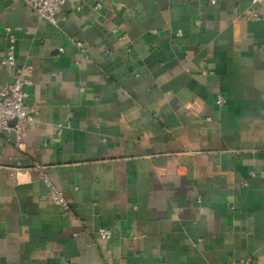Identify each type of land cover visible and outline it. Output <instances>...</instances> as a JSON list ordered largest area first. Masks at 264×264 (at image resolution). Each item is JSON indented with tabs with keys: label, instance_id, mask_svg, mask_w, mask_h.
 Returning <instances> with one entry per match:
<instances>
[{
	"label": "crops",
	"instance_id": "crops-1",
	"mask_svg": "<svg viewBox=\"0 0 264 264\" xmlns=\"http://www.w3.org/2000/svg\"><path fill=\"white\" fill-rule=\"evenodd\" d=\"M9 34L37 115L0 132V264H264V1L0 0V86Z\"/></svg>",
	"mask_w": 264,
	"mask_h": 264
},
{
	"label": "built area",
	"instance_id": "built-area-1",
	"mask_svg": "<svg viewBox=\"0 0 264 264\" xmlns=\"http://www.w3.org/2000/svg\"><path fill=\"white\" fill-rule=\"evenodd\" d=\"M36 12L40 15L48 18L51 21H55V14L60 10L62 4L68 0H25ZM77 7H79L85 0H71ZM214 4L216 0H208ZM253 2H262L264 0H252ZM96 7H100V3L96 4ZM252 18H257V13L252 12L250 14ZM9 30V29H8ZM9 44L6 49V54L2 59L3 63L8 65L12 69V80L4 85L0 86V132L9 130L15 133L17 137V145L21 141V137L25 134V125L33 122L37 111H31L27 109L24 104V99L27 96L25 84L27 82L23 75V69L18 68L15 54H14V37L12 34L8 35ZM74 44L78 47H83V43L80 40H74ZM58 50H63L59 47ZM29 68V65H25ZM216 102L222 104L225 102L223 94L218 93ZM61 126V125H60ZM38 170H41L40 165L35 166ZM42 179L45 181L49 188V196L54 203H56L63 215L70 213V203L64 192L57 188L48 178L47 174L41 170ZM98 234L108 240L111 238L112 231L107 227H99ZM248 264L249 261H245ZM107 264H120L114 260H109Z\"/></svg>",
	"mask_w": 264,
	"mask_h": 264
}]
</instances>
